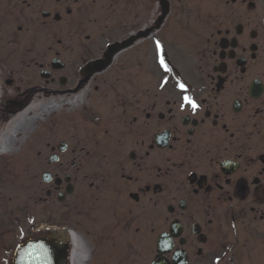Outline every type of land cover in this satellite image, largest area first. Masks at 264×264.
I'll return each mask as SVG.
<instances>
[{
    "label": "flooded vegetation",
    "instance_id": "flooded-vegetation-1",
    "mask_svg": "<svg viewBox=\"0 0 264 264\" xmlns=\"http://www.w3.org/2000/svg\"><path fill=\"white\" fill-rule=\"evenodd\" d=\"M4 1L9 21L51 18L59 44L99 56L76 69L85 92L59 104L65 137L29 167L25 199L0 190V264H24L29 243L27 264H264V0H219L195 67L167 0L150 20L147 0ZM53 59L41 79L73 89Z\"/></svg>",
    "mask_w": 264,
    "mask_h": 264
},
{
    "label": "rangeland",
    "instance_id": "rangeland-1",
    "mask_svg": "<svg viewBox=\"0 0 264 264\" xmlns=\"http://www.w3.org/2000/svg\"><path fill=\"white\" fill-rule=\"evenodd\" d=\"M167 1L172 19L177 20V35L182 34L186 39L182 49L184 51L187 48L186 52L189 51V55H191L187 56L188 61H191L195 67L196 51L199 50L208 33L212 18L217 13L219 0ZM16 5L20 10L22 5L18 3ZM147 5L149 10L146 19L150 20L152 15L156 13V6L153 0H147ZM11 7H8L4 0H0V22L3 25L2 31H0V84L3 90L0 108L2 111L5 110L8 101L17 99L19 102V106L15 109V112H17L33 99L36 91L44 93L46 90L65 89L57 83H44L39 75V64L45 66L54 57L65 63L67 69L63 73L70 72V83L67 88L71 89L75 87L77 78H80L76 69L86 60L97 57L99 54L72 50L64 42L59 44L57 41L62 37L59 30L60 24L54 22L51 18L44 21L39 15H36L37 17L33 16L31 20L9 21L8 15L9 11H12ZM5 15H7V18L3 17ZM18 26L23 27L20 32L16 30ZM78 39L76 42L86 43L82 37ZM8 41H14L15 43L9 44ZM90 43H87V45ZM76 44L79 45V43ZM183 55H185L184 52ZM96 77L107 78L109 77V71L96 75ZM7 79L12 80L10 86L4 85V81ZM89 91L90 88L87 89L86 93ZM47 95L44 94V97ZM52 97L55 101H58L57 98L60 97V94H54ZM53 104H55V107L45 105L46 109L44 106L43 109L36 111L32 116L17 123L11 133V138L14 141L18 139L20 144L16 145L12 156L0 155V190L8 195L13 190L9 183L14 181L16 183L14 189L17 191L18 204H21L25 199L28 185L31 184L32 172L29 167L38 163L36 159L45 156L47 143L58 142L65 137L60 131L61 128L63 129L60 120L62 117L70 115V113L65 112V107H58L57 102ZM47 108L49 111H47ZM5 116V113L1 112L0 120Z\"/></svg>",
    "mask_w": 264,
    "mask_h": 264
},
{
    "label": "bare ground",
    "instance_id": "bare-ground-1",
    "mask_svg": "<svg viewBox=\"0 0 264 264\" xmlns=\"http://www.w3.org/2000/svg\"><path fill=\"white\" fill-rule=\"evenodd\" d=\"M84 92L85 86L66 91L46 90L44 93L42 91H36L33 99L23 109L0 120V155L12 156L16 145L20 144L18 139L14 141L11 138V133L15 129L17 123L32 116L36 111L43 109L45 105L48 106L54 102H57L58 107H60L59 104L62 102H66L65 105H75L81 100ZM44 94L48 95L44 97ZM54 94H61L60 97L57 98L58 101L53 99L52 95Z\"/></svg>",
    "mask_w": 264,
    "mask_h": 264
},
{
    "label": "water",
    "instance_id": "water-1",
    "mask_svg": "<svg viewBox=\"0 0 264 264\" xmlns=\"http://www.w3.org/2000/svg\"><path fill=\"white\" fill-rule=\"evenodd\" d=\"M168 13V6H167V2L166 0H162V14L163 16L166 15ZM112 53H110L109 55H111ZM107 55V57L109 56ZM53 66H56V68H60L62 66V64L60 63V61L58 59H53L52 61ZM55 64V65H54ZM107 66V63L105 60H94L89 62L88 64H86L83 69H82V73H84L86 76H90L92 73L94 72H98L101 71L102 69H104ZM41 77H45L44 72H41L40 74ZM44 181H48V179H44ZM34 243H29L26 246H24L22 249L19 250V255H18V259H20V261H22L24 264H27L29 262H31L32 260H35L36 258L34 256L31 255V253L29 252V250L32 248V245Z\"/></svg>",
    "mask_w": 264,
    "mask_h": 264
},
{
    "label": "snow or ice",
    "instance_id": "snow-or-ice-1",
    "mask_svg": "<svg viewBox=\"0 0 264 264\" xmlns=\"http://www.w3.org/2000/svg\"><path fill=\"white\" fill-rule=\"evenodd\" d=\"M159 47H160L159 42H157V48H159ZM161 63H163V61H161ZM180 87H181V89H184V85H180ZM184 100H185L188 104L191 105L192 110H193L194 112L197 110L198 105H197V103H196L191 97H187V96H185V97H184Z\"/></svg>",
    "mask_w": 264,
    "mask_h": 264
}]
</instances>
